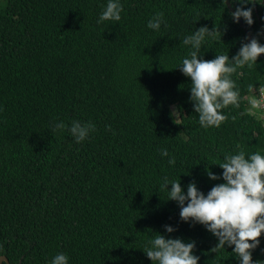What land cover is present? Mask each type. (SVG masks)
<instances>
[{"label":"trees","instance_id":"trees-1","mask_svg":"<svg viewBox=\"0 0 264 264\" xmlns=\"http://www.w3.org/2000/svg\"><path fill=\"white\" fill-rule=\"evenodd\" d=\"M107 2L1 0L2 264H51L58 253L69 264H152L143 249L155 234L195 241L199 264H239L232 248L211 252L217 239L200 224L182 222L160 183L179 178L186 194L195 182L207 195L224 181L209 179L206 169L222 177L214 165L226 153L264 155V119L260 109L247 111L246 91L264 84L263 59L233 74L241 107L229 106L228 120L205 130L190 101L191 80L178 69L189 52L182 41L202 26L220 27L222 42H206L200 55L235 56L247 35L227 6L120 0L121 20L98 24ZM229 2L234 11L242 7ZM256 2L253 25L241 20L264 45V0ZM157 12L166 25L154 31L147 24ZM73 120L96 131L80 144L67 130L53 131ZM161 149L175 156L174 166ZM166 225L175 231L167 233ZM252 258L264 262V233Z\"/></svg>","mask_w":264,"mask_h":264},{"label":"clouds","instance_id":"clouds-1","mask_svg":"<svg viewBox=\"0 0 264 264\" xmlns=\"http://www.w3.org/2000/svg\"><path fill=\"white\" fill-rule=\"evenodd\" d=\"M228 2L221 0L224 9ZM232 2L242 5L231 13L233 22L239 23L242 18L251 27L256 0ZM249 4L253 7L245 10L243 6ZM122 11L120 0H108L97 23L119 22ZM162 24L166 25L164 13L157 12L148 21L147 27L159 31ZM223 35L220 27L214 26L209 30L202 26L182 41L189 52L178 69L191 80L190 101L194 113L198 114L199 125L205 130L219 128L225 123L229 117L224 110L229 106L233 109L241 107L244 98L232 76L245 67L253 68L257 65L258 57L264 54V45L256 37H245L239 51L231 59L228 54H217L212 60L203 59L200 55L202 46L208 41L222 42ZM246 91L250 97L248 112L264 106V84L258 88L248 84ZM65 130L80 144L96 131V126L91 122L82 124L77 120H73L70 127L63 121L53 126L54 132ZM106 130L111 131V127L106 126ZM160 154L162 157L170 156L167 149H161ZM168 163L174 166L175 156H170ZM214 166L223 170L222 177L206 169L209 179H222L224 182L214 185L207 195L198 190L195 182L188 184L185 194L180 179L170 180L167 176L160 183V190L167 193V201H175L179 205L182 222L200 224L217 239L218 243L211 249L212 253H218L227 246L233 249L232 254L239 264H254L252 254L259 247L264 233V155L260 151L246 153L240 149L235 154L226 153L223 162ZM165 231L172 233L175 229L166 225ZM195 249V241L184 242L180 238L170 239L155 234L143 252L152 264H199L200 257L194 254ZM51 264H69V257L65 253H58ZM255 264L264 262L256 261Z\"/></svg>","mask_w":264,"mask_h":264},{"label":"water","instance_id":"water-1","mask_svg":"<svg viewBox=\"0 0 264 264\" xmlns=\"http://www.w3.org/2000/svg\"><path fill=\"white\" fill-rule=\"evenodd\" d=\"M226 6H227L228 10L231 13L234 12V9L231 7L230 2H228ZM239 24L243 28V30L245 31L247 37H251L250 33L248 32V30H247V28H246V26H245V24L243 23L242 20L239 21ZM261 58L263 59V62H264V56L263 55H261ZM3 261L6 262V263H8L7 259L4 256L0 257V264H2Z\"/></svg>","mask_w":264,"mask_h":264},{"label":"rangeland","instance_id":"rangeland-1","mask_svg":"<svg viewBox=\"0 0 264 264\" xmlns=\"http://www.w3.org/2000/svg\"><path fill=\"white\" fill-rule=\"evenodd\" d=\"M0 4H2V3H1V0H0ZM249 99H250V98H249ZM260 110H261V112H262V113H261V114H262L261 118L264 119V114H263V113H264V106H262V107L260 108ZM252 114H253V112H252Z\"/></svg>","mask_w":264,"mask_h":264}]
</instances>
